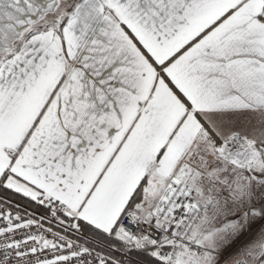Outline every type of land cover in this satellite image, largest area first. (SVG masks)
Returning a JSON list of instances; mask_svg holds the SVG:
<instances>
[{
    "label": "snow or ice",
    "instance_id": "1",
    "mask_svg": "<svg viewBox=\"0 0 264 264\" xmlns=\"http://www.w3.org/2000/svg\"><path fill=\"white\" fill-rule=\"evenodd\" d=\"M0 264H264V0H0Z\"/></svg>",
    "mask_w": 264,
    "mask_h": 264
},
{
    "label": "trees",
    "instance_id": "2",
    "mask_svg": "<svg viewBox=\"0 0 264 264\" xmlns=\"http://www.w3.org/2000/svg\"><path fill=\"white\" fill-rule=\"evenodd\" d=\"M19 203L23 204V200H18Z\"/></svg>",
    "mask_w": 264,
    "mask_h": 264
}]
</instances>
